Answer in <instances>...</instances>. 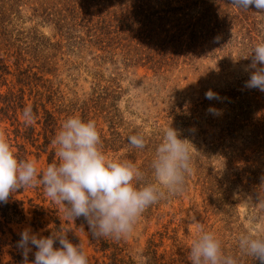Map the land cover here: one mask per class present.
I'll return each instance as SVG.
<instances>
[{
    "label": "trees",
    "instance_id": "1",
    "mask_svg": "<svg viewBox=\"0 0 264 264\" xmlns=\"http://www.w3.org/2000/svg\"><path fill=\"white\" fill-rule=\"evenodd\" d=\"M25 18L36 21V25L21 26L19 21ZM38 25L52 27L54 37L43 35ZM260 42H264V12L245 10L232 0H0V122L9 123L6 135L19 158L31 160L35 156L40 161L45 157L47 166L57 159L52 140L67 118L75 115L85 121L94 120L105 153L126 148L125 154L131 158L151 154L141 166L146 181L151 182V161L157 141H153V147L150 140L144 149H138L118 132L123 119L118 106L122 96L118 77L105 78L101 70H95L98 77L89 93L60 103L65 98L60 89L62 82L58 80L60 54L80 57L88 52L97 67L121 62L125 69L145 67L166 71L194 66L199 59L210 58L209 54L229 55L231 50L240 61L251 63V57H247ZM64 47L67 51L62 52ZM69 64L66 59L63 66ZM218 96L219 108L225 116L223 142L211 145L206 153L201 151L195 161L200 201L191 206L194 212L202 214L204 228L220 239L225 254L236 256L239 264H259L238 247V238L246 229L235 203L226 194L228 184L253 188L256 197L264 202V92L235 86ZM28 107L34 114L32 123L26 122ZM102 122L108 124L109 136L103 132ZM188 179L183 191L148 210L160 209L161 204L176 199L182 201ZM32 188L45 194L40 184ZM25 189L10 194L9 198ZM19 206L18 201L0 203V233L11 231L14 239L10 244L15 247L21 237L8 225L16 217L24 216ZM255 216L262 217L264 222V209ZM213 219L215 223L210 225ZM54 221L61 227V221ZM217 223L223 225L215 231ZM76 224L87 225L83 218L76 219ZM164 228L148 240L142 254L148 258L145 264H189L187 246L164 247L166 239L178 241L175 235H169L167 225ZM92 241L108 257L109 264H137L125 253L126 248L120 247L121 241L93 236ZM14 259L7 264L24 262L21 256Z\"/></svg>",
    "mask_w": 264,
    "mask_h": 264
},
{
    "label": "rangeland",
    "instance_id": "2",
    "mask_svg": "<svg viewBox=\"0 0 264 264\" xmlns=\"http://www.w3.org/2000/svg\"><path fill=\"white\" fill-rule=\"evenodd\" d=\"M19 24L30 28L36 25V21L32 22L25 18L19 21ZM37 27L43 35L49 38L54 37L55 31L52 27L48 25H38ZM56 40L58 38L54 39V41ZM65 51L67 48H62V52ZM228 53L229 55H226V52L224 55L220 52L219 57L209 54L210 58L199 59L194 66L185 65L166 71H154L145 67H128L125 69L121 62L115 65L107 62L103 65L100 64L98 68L92 59L93 55L88 52L83 53L80 57L75 54H60L61 72H59L58 80L62 82L60 89L65 96L60 103H65L66 98L68 103V100L74 96L83 98L89 93L93 88L95 79H97L96 77H98L95 70H101L105 78L117 76L122 92L118 106L123 115L122 124L117 128L118 132L129 138L131 135H135L134 131L138 130L139 134L148 139V144L151 140L150 145L152 147L153 141H157L154 146L156 148L162 139L163 130L171 126L178 130L181 139H187L192 143L193 167L202 152L206 153L211 145H218L223 142L221 136L224 133L225 116L219 108L218 99H206L205 93L211 89L219 94L235 86L248 89L246 81L253 71L248 69L251 63L237 59L234 50ZM66 59L70 60V64L64 67L63 64ZM209 107L218 110L219 114L209 113L207 111ZM20 119L24 120L23 117ZM101 127L103 132L109 136L111 132H109L108 124L102 122ZM6 128H10L9 123L0 122V130L6 133ZM125 149L110 150L106 152V155L111 159L132 161L139 167L142 166L144 159L151 157V154H146L137 159L131 158L125 154ZM13 150L16 151L17 149L13 148ZM30 159L36 162L38 170L46 167L45 157L40 161H37L35 156ZM216 164L217 162H214V165ZM195 169L194 167L191 175L188 176V190L182 193V201L176 199L173 202H168V204H161L160 209L153 211L147 209L148 212H144L133 234L126 239L119 240L121 241L120 247L126 248L125 253L130 255L137 264L147 262L148 258L143 257L142 254L145 252L148 240L156 232L164 231L166 225L169 227V235H175L178 241L166 239L164 247L171 249V247L178 245L189 248L196 235V224H201L203 220L202 214L194 212L191 206L192 203L200 201L196 192L199 190V186H196L197 172ZM151 177L153 180V176ZM227 186L230 188L226 196L235 203L244 228L252 231H264L263 218L255 216L264 209L263 200L256 197L253 188L231 186V184ZM16 201L20 204L19 209L21 212L23 211L24 216L16 217L8 227L17 236L21 237L20 234L25 229H30L33 233L45 237L52 232L66 231L68 238L74 244L79 243L81 245L91 264H109L108 257H104L103 253L99 251V247L93 243L88 226L84 224L78 226L76 220L66 215L65 206L58 205L55 201L53 204L46 194H41V191L32 187H26L23 193L12 195V198H9L7 202L15 203ZM36 205H42V207ZM54 219L61 221V227L64 230L58 227ZM214 223L215 219L210 222V225ZM222 225V223L215 224L214 230L216 231ZM0 238L2 239H0L1 263L14 262V257L21 256L23 258L22 249L10 244L14 239L11 231L7 230L5 235L0 233ZM3 241H8L9 244ZM164 247L161 248V251ZM35 250L33 247V252L28 255L30 261L34 259Z\"/></svg>",
    "mask_w": 264,
    "mask_h": 264
},
{
    "label": "clouds",
    "instance_id": "3",
    "mask_svg": "<svg viewBox=\"0 0 264 264\" xmlns=\"http://www.w3.org/2000/svg\"><path fill=\"white\" fill-rule=\"evenodd\" d=\"M245 10L264 12V0H232ZM250 78L246 87L264 92V42L257 43L251 54ZM209 100L219 99L211 89L205 93ZM219 112L213 107L207 110ZM27 123L34 114L25 108ZM129 144L138 149L146 147L142 134L131 135ZM56 161L38 170L35 161L19 158L6 133L0 130V203L10 194L37 184L43 186L52 201L65 206L66 215L76 220L83 218L89 233L97 239L119 241L130 237L140 218L152 205L183 191L186 179L193 171L192 143L181 139L175 128L163 130L156 146L151 169L153 180L146 181L145 173L134 162L109 158L94 120L79 116L67 118L52 140ZM196 235L188 251L189 264H239L234 255L225 254L220 239L202 224H196ZM18 247L22 249L23 264H89L81 247L61 231L42 236L25 229ZM58 245V246H54ZM34 259L29 260L33 252ZM242 254L264 264V231L246 230L238 238Z\"/></svg>",
    "mask_w": 264,
    "mask_h": 264
}]
</instances>
